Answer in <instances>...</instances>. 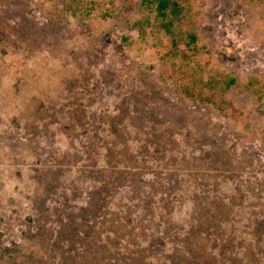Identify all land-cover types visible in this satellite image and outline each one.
Wrapping results in <instances>:
<instances>
[{"label": "rangeland", "instance_id": "1", "mask_svg": "<svg viewBox=\"0 0 264 264\" xmlns=\"http://www.w3.org/2000/svg\"><path fill=\"white\" fill-rule=\"evenodd\" d=\"M179 3L236 126L175 92L144 0H0V264H264V0Z\"/></svg>", "mask_w": 264, "mask_h": 264}, {"label": "trees", "instance_id": "2", "mask_svg": "<svg viewBox=\"0 0 264 264\" xmlns=\"http://www.w3.org/2000/svg\"><path fill=\"white\" fill-rule=\"evenodd\" d=\"M144 3H147L156 11V18L159 20L160 26L171 38V49L167 51L165 58L170 61L168 65L171 72L170 78L173 79L174 90L179 97L192 104H199L200 106L212 109L218 116L230 119L235 126L238 123L243 122L247 115L241 110L244 103L238 90L237 78L231 74H225L223 72L211 73L204 78L203 72L205 69L201 64L200 57L203 55L206 48L200 43L198 34L194 31H189L185 34H177L174 32V23L180 18L183 11V6L179 3V0H144ZM134 25L138 27L142 24L138 21L135 22ZM151 188L153 193L155 190L157 191L154 186H151ZM107 194L108 187L106 191V195ZM94 198L96 199L97 197L95 196ZM161 207L166 211L165 215H168L172 205L169 200H165ZM83 211V213H88L90 211L93 212L94 210L85 208ZM72 222L78 226L75 219L71 220V223ZM197 222L198 221H196V223ZM210 224L211 220H205V226ZM197 228L202 229L204 227L198 225ZM90 230H92V228ZM91 232L88 233L87 230L85 234L90 235ZM93 232H97V230H94ZM132 233L133 236L130 239V242L132 243H138L137 240L139 238H147L148 236L144 230H139L136 233L133 231ZM118 238V234L116 237L110 238L111 243L117 245ZM92 243L93 241L91 244ZM91 244L90 246H92ZM97 244L92 247L96 249L98 247ZM152 248H154V245L149 244L148 247H141L139 245L136 251L131 253V261L128 259V261L123 262H126L125 264H152V261L148 260L150 254L156 252V249L154 251ZM179 251L180 250L175 251L176 253L173 255V257L176 256L177 258L176 264H194L188 259V257H182V254ZM191 252H193L192 249H190V253ZM81 257H83V259L78 261L80 264H86L87 262L91 264L93 262L90 261V258L92 257L89 252H83ZM181 257L185 258V261L178 262V259ZM73 260L77 259L73 258ZM174 261L175 260H173V263Z\"/></svg>", "mask_w": 264, "mask_h": 264}]
</instances>
